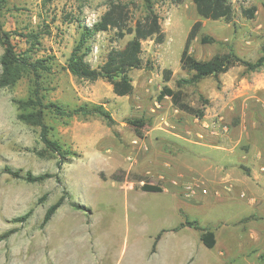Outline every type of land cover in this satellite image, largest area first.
<instances>
[{
	"label": "rangeland",
	"instance_id": "1",
	"mask_svg": "<svg viewBox=\"0 0 264 264\" xmlns=\"http://www.w3.org/2000/svg\"><path fill=\"white\" fill-rule=\"evenodd\" d=\"M120 1L129 5L132 23L145 12L143 0ZM230 1L233 15L226 21L202 18L192 0H155L164 41H143V66L130 72L134 92L117 96L105 79L79 78L64 69L81 24L97 22L109 0H6L1 10L6 30L50 31L41 36L38 53L56 59L48 98L73 106L103 103L115 122L109 125L100 116L70 120L48 116L54 138L75 153L59 167V157L37 154L43 148L40 128L17 119L13 100L28 96L29 79L0 87V235L14 230L0 239V264H264V66L248 71L235 65L219 79L209 76L184 87L192 105L201 107L208 99L202 119L179 110L169 97L158 100L165 85L176 89V81L188 77L180 58L197 20L202 28L190 50L198 59L233 50L254 62L263 54L264 0ZM254 7V16L249 17L245 10ZM116 31L100 32L92 39L87 59L93 67L133 36L119 38ZM201 35L214 42L202 44ZM13 39L19 48L25 47L16 34ZM3 51L0 42V57ZM166 70L172 71L168 81ZM136 119H144L145 126L133 125ZM224 162H232L230 166L241 174L260 175L255 180L263 192L256 204L262 205L256 206L253 216L238 221L248 214L246 208L220 198L224 190L214 191L212 166ZM8 166L59 178L30 183L7 173ZM144 184L159 185L163 191H143ZM63 196L64 203L42 226L48 207ZM240 196L245 203L251 198L247 193ZM31 208L27 221L13 220ZM185 219L219 237L226 235V247L218 242L206 247L198 230L181 224ZM252 228L260 239L250 238ZM252 248L254 253L243 254Z\"/></svg>",
	"mask_w": 264,
	"mask_h": 264
},
{
	"label": "trees",
	"instance_id": "2",
	"mask_svg": "<svg viewBox=\"0 0 264 264\" xmlns=\"http://www.w3.org/2000/svg\"><path fill=\"white\" fill-rule=\"evenodd\" d=\"M145 6L144 14L131 22L129 5L120 0H109L107 10L102 14L97 22L88 26L81 24V33L76 41L72 52L67 60L64 69L70 71L73 75L89 79H105L112 85L113 92L117 96H129L134 92L133 79L130 72L143 66V41L155 39L162 43L165 38L161 26L160 16L154 7L155 0H143ZM174 3H182L184 0H171ZM195 4L198 14L205 19L230 21L233 15V5L230 0H192ZM6 0H0V42L4 49L0 57V87L15 86L21 79L28 78L30 81L29 94L25 98L14 99L17 107V119L31 126L40 128V141L43 148L37 152L41 157H59L58 166L61 167L63 160L75 153L65 148L59 139L53 136V125L48 122V116L55 119L70 120L75 116L84 118L92 116L102 117L107 124L111 125L115 121L111 113L106 109L103 103L84 102L77 105L64 104L58 101H52L48 98L52 90L50 77L54 74L56 59L54 55L38 56L41 51V36L46 31L28 30L25 32L9 31L4 28L1 20V10L4 8ZM255 7L245 10L249 17L254 16ZM202 28V21L197 20L190 29L186 38L185 46L181 54L180 65L186 71L188 77L179 78L176 81L177 88H171L167 85L163 87L158 95V100L169 97L172 103L181 111L189 113L202 119L205 116L206 104L208 99H204V104L197 107L189 103L185 98L183 88L194 86L204 78L214 76L219 79L222 73L227 72L235 65H242L248 71H256L264 66V48L263 54L256 60H247L233 50L226 52H217L211 58L198 59L191 52V43L198 38ZM110 29L117 30L119 38L132 34V38L127 41L122 48H113L109 51L104 62L98 67H93L87 57L93 49L92 39L100 32ZM17 35L25 43V47L19 48L18 42H15L13 35ZM202 44L214 42V38L209 35H201ZM165 80L170 79L171 70L165 71ZM131 123L138 128L145 126L144 119L132 120ZM139 136L142 132L137 129ZM5 171L15 178L23 179L30 183L43 182L49 178H59L57 174L41 173L34 174L31 171L24 172L23 169H14L6 167ZM142 190L162 192L159 185H142ZM42 198L40 199V201ZM65 197H61L54 204L50 205L44 215L42 226H45L58 208L64 203ZM77 209H85L84 205L72 202ZM34 209H29L21 216L14 218L15 222H25L33 214ZM183 226H191L200 232L201 242L208 248H213L217 243L216 234L213 230L202 227L197 221L185 219ZM14 230H8L0 235V239H7ZM165 229L160 231L153 244L152 251L156 250L158 241L162 237Z\"/></svg>",
	"mask_w": 264,
	"mask_h": 264
},
{
	"label": "crops",
	"instance_id": "3",
	"mask_svg": "<svg viewBox=\"0 0 264 264\" xmlns=\"http://www.w3.org/2000/svg\"><path fill=\"white\" fill-rule=\"evenodd\" d=\"M230 165H232V162H227V163L224 162L223 164L220 163V164H217L215 166H212L216 170V177L212 179L211 183L214 186L213 189L215 192H217L216 191L217 189L224 190V192H225L224 194H218L219 196H221L220 198H223V200H225V201H230L228 203H231V205L235 204L232 202H237L240 204L241 207L246 208V211L248 214H243L240 218H238V221H240L247 216L248 217L251 216L254 212L253 210H255V208H257L256 206L262 205V204H260V202L258 204H256V203H257L258 197L260 196L259 195L260 191L262 193L263 190L261 189L260 184L255 180V177L260 176L258 173L255 175V177L247 175V174H241L240 172L236 171ZM242 193H247L249 196H251V198L248 200L247 203H245L242 200V198L240 196V194H242ZM255 195H258V196H255ZM252 199H254L253 202H252ZM238 221L233 222V224H236ZM249 232H250V238L251 239H260L261 238L260 235L257 236L258 234H257L256 230H253V228L250 229ZM232 234L237 235V233H232ZM199 237H200V235H199ZM216 238H217L218 244L222 245L223 247H226V242L228 241L226 235H221V237L216 235ZM242 239H243V236H242ZM156 248H157V246H156ZM255 251L256 250L254 248H252L248 253H245L244 251H242V252L244 255L248 256V255H251L252 253H254ZM230 261H232V260H230ZM230 261L227 260V261H225V263H229Z\"/></svg>",
	"mask_w": 264,
	"mask_h": 264
}]
</instances>
